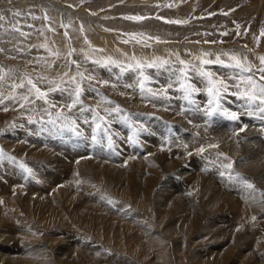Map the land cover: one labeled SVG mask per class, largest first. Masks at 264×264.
<instances>
[{"label":"rangeland","instance_id":"rangeland-1","mask_svg":"<svg viewBox=\"0 0 264 264\" xmlns=\"http://www.w3.org/2000/svg\"><path fill=\"white\" fill-rule=\"evenodd\" d=\"M167 4L173 6L166 7ZM17 11L20 16L13 15ZM45 14L48 20L44 19ZM0 15L5 17L0 21V48L5 49L0 52V69L3 72L11 70L5 88L13 80L18 82L24 73L33 78L41 74L56 78L62 71L61 66L67 63L64 59L69 43L64 36L66 30L77 51H90L84 43V35L92 47L104 50L94 54L93 58L110 55L126 60L123 54L131 56L135 53L138 58L167 59L176 68L182 66L176 63L175 54L182 60L192 61L203 51L214 54L241 52L249 62L259 66L256 55L264 49V37H260L259 43L255 39L264 29V0H0ZM129 15L150 18L141 22L123 18ZM33 16L39 19H33ZM157 16L165 20H188L189 23H165ZM61 21L71 22V27L61 28ZM237 24L241 26L240 35H237ZM13 25L29 33L28 37L20 36L13 30ZM80 25L84 26L83 34L79 32ZM49 26L56 30L55 33L48 30ZM134 32L159 36L167 43L149 41L151 47L147 49L140 44L133 47L135 42L127 45L122 42L128 37L120 34ZM224 32L228 35H222ZM205 40L217 43H204ZM44 43L61 53L51 69L38 63L55 59L39 47ZM169 44L172 45L170 50L169 47L165 51L157 47ZM71 59L81 62L82 71L87 69L101 79L116 82L114 74L118 69L113 68L110 73L104 67L83 62L81 55H73ZM207 67L224 76L236 74V70L220 65ZM72 71L75 72L74 67ZM146 72L152 77L147 86L153 90H159L169 81L170 74L165 69H147ZM255 75L258 79L259 73L255 72ZM193 82L201 86L199 80ZM116 83L117 88L96 86L123 109L121 113L106 116V125H102V129L106 126L107 132L95 129L90 113L83 114L88 117V123H85L75 109L68 114L75 115L79 135L46 123L50 118L41 110L40 102L35 110L20 108L11 101H5L8 111L3 110L5 105H0V148L6 153L0 158V264H260L264 260V247L257 240L261 237L259 234H264V216L260 217L264 209L250 214L251 219L256 217L251 220L256 222V230L249 226L242 228L237 220L240 214L232 208L220 206L210 210L203 204L201 210L193 213L186 204L187 210L182 213L178 206L171 205L176 201L172 199L177 197L179 200L182 157L178 158L177 151L162 146L160 153L162 150L174 153L165 155L172 163L169 162L170 167L166 169L157 156L150 158L153 157L151 148L156 147H152L146 135L152 129L157 134L163 129L159 120L165 117L177 121L178 125L167 126V132L174 140L181 141L186 133L199 132L194 119L196 110L179 99L181 93L175 89L168 90L170 100L151 102L142 98L138 88L124 87L135 84L133 73L125 74ZM85 87L84 103L95 108L100 97L87 89V85ZM227 95H231V90ZM50 98L57 103L66 102V96L60 92L51 93ZM195 98L203 111L207 106L206 94L202 92ZM104 107L112 105L100 103L102 115ZM218 116L225 117L212 115L213 118ZM155 126L157 128H153ZM93 135L97 136L96 141L92 139ZM9 156L15 159H8ZM186 156H183L186 162L192 160L187 171L199 173L198 161L202 163V160L197 159L195 153ZM22 163L31 169V173L21 167ZM72 174L76 176L75 181ZM181 222L186 225V234L179 232Z\"/></svg>","mask_w":264,"mask_h":264},{"label":"snow or ice","instance_id":"snow-or-ice-1","mask_svg":"<svg viewBox=\"0 0 264 264\" xmlns=\"http://www.w3.org/2000/svg\"><path fill=\"white\" fill-rule=\"evenodd\" d=\"M71 7V5H69ZM159 6V5H157ZM166 7H172V4L165 5ZM227 15V13H224ZM13 15L20 16V12H14ZM96 15V13H92ZM33 19H39V17H32ZM126 20L141 22L150 17L140 16V15H129L123 17ZM157 19L164 20L165 23L171 24H187L188 20H165L163 17H156ZM5 17L0 15V21H3ZM45 20H48L49 17L47 14L44 16ZM32 27V25H28ZM60 27L68 29L71 27V22L65 24L63 21L60 22ZM240 25H236L237 35H240L239 29ZM13 30L20 34V36L27 38L29 33L22 31L20 27L13 25ZM49 31L55 33V29L49 26ZM43 31V29L41 30ZM105 31H111V29H105ZM79 32L83 34L85 32L84 26L80 25ZM122 36L128 37L123 39L122 42L125 44L135 42V44H140L142 47H151L149 41H155L156 43H167V41H161L159 36H151L146 33H123ZM222 35H228L227 32L222 33ZM64 36L68 38L69 43L67 45V55L64 59L67 61L64 65L61 66V73L58 74L56 78L50 79L47 75H38L33 78L29 73H24L22 77L8 85L7 88L4 86L8 84V79L10 78V72H3L0 69V105H5V101H11L14 104H19L20 108H25L28 110H35L37 102H40V108L43 113L48 116L50 119L46 123L51 124L54 128L59 127L60 129H69L73 132H76L77 135L80 133L77 131L78 124L76 122L75 115H69L68 113H73L75 109L77 112L83 116L84 113H90L91 119L95 123L96 130H103L107 132V127L105 126L102 129V125H106V116L111 115L113 112L121 113L123 109L114 104L113 101L104 96L100 89L96 87L97 85L101 86H110L112 88H117L119 85L118 81L127 74L133 73V78L135 84H125L126 88L136 87L139 89V92L142 98H147L150 101L156 99L170 100L172 97L168 95L169 89H175L180 92L181 95L178 97L185 101L189 106H192V110H201L200 104L196 100V96L200 93H204L207 96L206 107L203 108V111L206 116H212L214 114L224 115L231 120L235 121L239 119V114L235 111H230L229 109L223 106V100L226 95L231 90V95L238 97L239 99L246 102L248 105L256 104L258 110L261 113H264V56H258L259 66L253 65L249 62L246 55L243 53L236 52H220L212 53L209 51H203L199 56L193 58L192 61H185L180 59L178 54L176 55V63L182 67L176 68L169 60L160 59V58H144L137 57L135 53L129 56L127 53L123 54L126 57V60H121L119 58H114L112 56H97L93 58V55L96 53H102L103 49H97L91 46V42L88 40L87 36H83L84 43L89 46L90 51H85L80 49L77 51L71 45V36L70 33L66 30ZM260 37H264V29H261L260 35L255 37L257 43H259ZM47 40V37L45 38ZM223 43V41H219ZM200 43V41H196ZM204 43L215 44L217 41H207ZM39 47L44 48L51 57L55 59H45L38 61L46 66L47 69H51L55 66L57 59H60L61 53L59 49H52L48 46L47 43L39 45ZM247 48V45H244ZM5 49L0 48V52H4ZM73 55H81L83 62H90L94 65L106 68L110 73L113 68L118 69V72L114 74V79L116 82L108 79H101L93 74V72L84 69L81 70V62H78L76 59H71ZM222 57H227V59H222ZM220 65L222 67L230 68L236 70L235 75L224 76L220 75L210 68L208 65ZM75 68L73 73L72 69ZM147 69H165L169 75V81L166 85L161 86L159 90H153V88L148 87L147 84L152 81V77L147 74ZM255 69V71H254ZM255 72L259 73V78H256ZM199 80L201 86H197L193 80ZM42 85L46 87H42ZM87 89L95 92L97 96L100 97V103L105 105H112V107H104L103 113L100 111V103L97 104L95 108L88 106L84 103V93ZM23 90V91H18ZM60 92L66 96V102L57 103L50 98L51 93ZM124 93H121L123 95ZM30 106V108H29ZM58 109L57 111H53ZM65 109L67 111H65ZM4 111H8V107L5 105L3 108ZM32 118L29 117V120ZM84 122L88 123V117L83 116ZM43 122V119H42ZM240 131H244V128H241ZM92 139L97 140V136L93 135ZM111 138H109V146H111ZM218 144H208L207 149L218 148ZM206 151L205 147L198 149L199 153ZM191 155V153H189ZM6 156L4 150L0 148V158ZM217 158L223 157V161L220 163V168L223 169L220 171L221 176H227L229 180L235 179L238 183H242L246 188L253 191H258L253 183H250L246 178L241 176L239 173L233 175V166L234 161L231 160L226 154L217 152ZM8 159H15L14 157H8ZM226 161V162H225ZM21 167L25 168L26 171L31 173V169L27 168L23 163ZM261 201L264 202V192H260ZM2 203V201H0ZM253 220L256 219L255 216L252 217Z\"/></svg>","mask_w":264,"mask_h":264},{"label":"bare ground","instance_id":"bare-ground-1","mask_svg":"<svg viewBox=\"0 0 264 264\" xmlns=\"http://www.w3.org/2000/svg\"><path fill=\"white\" fill-rule=\"evenodd\" d=\"M248 3H249V1H248ZM184 7H186V6H184ZM245 10H247V9H245ZM127 27H129V26H127ZM114 36L116 38H119L118 34L117 35L115 34ZM120 36H121V34H120ZM107 40H108V38H107ZM110 40L111 39H109V41ZM120 40H122V37H120ZM134 45H135V43L133 44V47H134ZM160 46H162V47L160 48ZM171 46L172 45L169 44L167 46L159 45L157 47H158L159 50H163L164 49V51H165V49L168 48V47H169V50H170ZM242 46H244V45H242ZM153 47H155V46H153ZM139 50H140V48H139ZM169 50L167 49V51H169ZM262 51H264V49L259 51L258 55H256V56L257 57L259 55L260 56H264V52H262ZM239 52H240V50H239ZM244 52H245V50H244ZM186 57H188V56H186ZM250 62L252 63V61H250ZM252 64H254V63H252ZM152 75H154V74H152ZM151 102H153V101L151 100ZM223 106L225 108L229 109L230 111L237 112L239 114V119L233 121V120H231L230 118H228L226 116L224 117V119H222V117H219V116L218 117H214V118L212 116H206L205 113H203L202 107H201V110H199V111L196 110V113L194 115V119H196L195 125H196V127H198L199 132L194 133V132L191 131L189 134L186 133L184 135V139H182L181 141L177 140L176 138H175L176 140H174V137L171 136V135H168V132H167L168 131L167 130V126L168 125L176 126V124L178 125L177 121H174V120H171V119L169 120V118L167 119L165 117H164L163 120H159L161 122V125H162L163 129H161V130L158 129L159 130L158 134L156 133V131L154 129H152V131H150L146 135V138L149 141V143H152V147L153 146L156 147L155 149L151 148V155L153 157H150V158L154 159V157L157 156V158H159L161 160V162H164V167L167 169V168L170 167L169 162L171 163V161L168 162L165 155H167L169 152H165L164 150L161 149L162 152L160 153V147L164 146L168 150H171L173 152L177 151L179 154H181V155H179V154H177V155H178V158H179V156L182 157L181 158V163H180L181 165H180V168H179L180 169V175H181L180 177L183 178L182 179V186L180 188L177 187L178 190H179V193H180L179 200L177 199V197L176 198L173 197L174 199H172V201L173 200H176V201L171 202V205L178 206L179 207L178 209H180L181 212L187 210L186 209L187 208L186 204H189V207H190V209H191V211L193 213H194L195 210L200 209L202 207L201 205H203V204L205 206L209 207L210 210L212 209V207H216L217 208V207H220V206L228 208V209L232 208L231 210L235 211L236 214L237 213L240 214V216H237V217H239L237 220H238V223L241 224L242 228H245L246 226L254 228L255 225H256V222H252L251 221L252 219L250 218V214L252 212L258 211V209H264V202L261 201V196H260V192H264V139H263L264 138V113H261L258 110V106L256 104L248 105V104H246L245 101H243V100H241L238 97L233 96V95H227L225 97V99L223 100ZM148 122H150V120ZM154 124H157V122H155ZM180 127H181V125H180ZM153 128H157V126H155ZM241 128H244V131H240ZM205 129H209V130L208 131H204ZM184 130H185V128H184ZM244 139H246L247 142L244 143ZM208 144H218L219 147L218 148L207 149V145ZM201 147H205L206 151L203 152V153H199L198 149L201 148ZM171 151H170V153H173ZM72 152H74V151H72ZM97 152H98V150H97ZM217 152H221V153L226 154L228 157L231 158L232 161L235 162L234 166H233V170H232L234 176H235L236 173H239L241 176L246 178L250 183H253L258 191H253L251 189L246 188L242 183H238L235 179L229 180L227 178V176H221L219 173L223 169L220 168V163H221V161H223V157H220L218 159L217 156H216ZM189 153H195L196 158L199 159V160H202V163L200 161H198V166H199V171H200L199 173L187 171L188 166L190 167L192 165V160L191 159H187V162H186V160L183 158V156L187 155L189 157ZM147 160H149V159H147ZM182 166H185V167H182ZM153 168H154V166H153ZM110 170L112 172H116L113 168H110ZM147 172H148V170H147ZM128 173H130V171ZM162 173H164V172H162ZM131 174H132V172H131ZM75 177L76 176L73 175L74 181L76 180ZM94 177H95V175H94ZM112 188H114V187H112ZM186 193H188V195H190V196H188ZM55 194H57V193H55ZM80 195H82V194L80 193ZM136 197H137V195H136ZM89 198H91V197H89ZM187 199H188V202H186ZM9 202H10V200H9ZM206 209H208V208H206ZM151 214H152V212H151ZM262 216H264V214L261 215L260 217H262ZM190 218H193V217L190 216L189 219ZM141 220H139V222H141ZM145 220H147V219H145ZM191 220L194 221L195 219L193 218ZM58 223H59V221H58ZM143 224H144V222H143ZM239 224H237V226ZM257 224H259V223L257 222ZM139 225L141 226V223ZM180 225H181L180 226L181 229L179 230V232L186 234L187 228H185L186 227L185 223L181 222ZM221 227H223V225H221ZM118 228H120V227H118ZM253 230H256V228H254ZM261 234H259L261 236L260 239L257 236H256V238H258V240H257L258 243H260L264 247V234L263 235H261ZM151 241H152V239H151ZM170 243H171V241H170ZM165 253H167V252H165ZM99 260H100V258H99ZM161 263H163V262H161ZM260 264H264V260L260 261Z\"/></svg>","mask_w":264,"mask_h":264}]
</instances>
